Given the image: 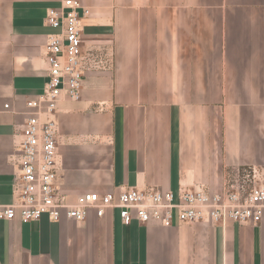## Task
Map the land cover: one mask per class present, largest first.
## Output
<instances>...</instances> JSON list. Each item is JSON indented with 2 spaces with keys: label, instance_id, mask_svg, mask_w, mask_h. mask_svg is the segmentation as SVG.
<instances>
[{
  "label": "crops",
  "instance_id": "1",
  "mask_svg": "<svg viewBox=\"0 0 264 264\" xmlns=\"http://www.w3.org/2000/svg\"><path fill=\"white\" fill-rule=\"evenodd\" d=\"M63 1L0 0V205L17 198L26 103L49 78L46 15ZM81 2V98L51 115L70 202L125 187L217 193L245 170L264 184V0ZM0 264H264V219H0Z\"/></svg>",
  "mask_w": 264,
  "mask_h": 264
},
{
  "label": "built area",
  "instance_id": "2",
  "mask_svg": "<svg viewBox=\"0 0 264 264\" xmlns=\"http://www.w3.org/2000/svg\"><path fill=\"white\" fill-rule=\"evenodd\" d=\"M90 14V8L81 0H64L47 11L46 22L55 30L45 45L49 78L43 93L26 103L31 112L21 128L22 140L17 147V198L12 204L0 205V219L19 217L30 223L43 215L53 221L65 215L82 222L91 210L102 217L107 210L118 209L126 225L135 217L141 223L155 220L169 226L174 214L185 223H260L264 219V184L254 182L251 170H245L238 183L226 184L217 193L203 187L176 192L125 187L105 193L86 192L70 202L60 192L56 184L57 130L51 115L62 98H81L85 73L82 19Z\"/></svg>",
  "mask_w": 264,
  "mask_h": 264
}]
</instances>
